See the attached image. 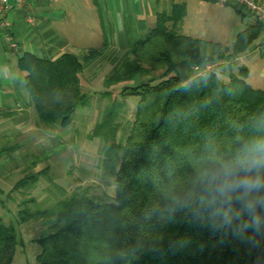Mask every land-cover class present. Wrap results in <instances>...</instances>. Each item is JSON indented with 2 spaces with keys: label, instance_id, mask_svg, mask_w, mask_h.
Wrapping results in <instances>:
<instances>
[{
  "label": "trees",
  "instance_id": "1",
  "mask_svg": "<svg viewBox=\"0 0 264 264\" xmlns=\"http://www.w3.org/2000/svg\"><path fill=\"white\" fill-rule=\"evenodd\" d=\"M185 14L180 3L169 14L158 13L155 25L113 59L104 78L107 89L122 83L120 99L111 98L92 133L104 142L114 198L75 192L45 208L19 210L22 222L55 221V228L38 239L36 264H264V227L260 233L238 230L235 222L225 225L195 202L196 172L208 157L264 140V88L246 81L244 66L227 80L208 69L181 82L176 71L181 64L234 59L264 31V24H247L226 46L177 32ZM105 50L90 48L79 56L65 52L53 60L19 54L17 65L39 124L72 122L76 108L90 97L80 83L83 64L105 57ZM158 67L162 72L155 82L127 84ZM105 95L111 97V91ZM130 96L138 97L136 108L126 120L123 139L116 142ZM43 172L24 176L15 188ZM16 244L13 227L0 218V264H11Z\"/></svg>",
  "mask_w": 264,
  "mask_h": 264
},
{
  "label": "rangeland",
  "instance_id": "2",
  "mask_svg": "<svg viewBox=\"0 0 264 264\" xmlns=\"http://www.w3.org/2000/svg\"><path fill=\"white\" fill-rule=\"evenodd\" d=\"M74 1L82 8L83 0ZM141 1L143 4H139L138 8L135 5L134 9L127 3L120 4V22L124 23V32L130 31L128 35L134 31V28L141 29L136 18L137 13L143 12L146 8L158 12L168 10L164 1L139 0V3ZM174 2L184 4L186 8V15L175 28L177 32L226 46L231 45L245 24L250 22V14L244 15L245 11L240 12L233 5L221 4L217 0H174ZM78 18H84V22L87 21L90 25L76 28L77 32L84 34V38L82 37L84 46L93 47L96 44L95 32L100 34L102 32L107 39L110 31L116 36L117 31L112 27L111 29L106 27L105 23L100 32L89 16L84 17L83 14H79ZM150 22L155 23V17L149 16V24ZM118 30L121 31L120 27ZM84 50L75 49V52L81 55ZM125 51L126 46L105 50V58L99 60L96 58L85 65L84 70L80 72V80L82 88L90 94V97L86 105L76 108L72 122L67 126L41 125L32 115L30 106H23L26 115L23 118L24 126L20 132H14L10 129L11 121L8 114L0 113V218L5 224L13 227L17 239L11 264H36V256L41 250L38 239L56 226L53 218L22 222L19 220L20 209L45 208L75 192H86L95 199L106 201L114 198L115 178L104 164L105 155L101 150L104 142L92 133L105 115L111 98L120 99L119 91L122 83L107 89L104 78L114 64L113 59L121 58ZM239 57L240 61H235L231 66L224 64L209 69L217 71L220 79L227 80L229 73L236 74L239 65L243 63L248 70L246 81L252 87L264 88V31H260L257 38ZM102 62L103 65H100ZM217 62L219 61L199 65V70L194 73H202L206 66ZM160 72L162 67L128 81L127 84L134 85L138 81L146 80L147 76L158 77ZM107 90L111 91V97L105 95ZM137 101L138 97L135 96L126 99L124 117L119 118L121 126L116 135V142L123 139L126 133V120L132 119ZM40 170L44 172L40 173L36 180H31L25 187L15 188L24 176Z\"/></svg>",
  "mask_w": 264,
  "mask_h": 264
},
{
  "label": "crops",
  "instance_id": "3",
  "mask_svg": "<svg viewBox=\"0 0 264 264\" xmlns=\"http://www.w3.org/2000/svg\"><path fill=\"white\" fill-rule=\"evenodd\" d=\"M159 1H164L165 5H167L168 10H166V13L168 14L172 12L173 4L177 3L174 0ZM122 2L130 5L132 9L135 8V5L138 8L139 4H143L142 1L139 3V0H99L98 2L95 0H83L81 8L73 0H24L22 6H12L7 13V19L10 23L9 31L17 45L16 48H11L5 41L4 33L7 32V29L0 24V113H7L10 117V129L14 132H20L22 130L24 126L23 118L26 116L24 115L25 109L23 106H30L32 115L37 121L36 113H34L35 110L25 88L24 73L17 65L19 54L27 51L38 57L53 60L65 52L79 56L80 54L76 53L75 49H85L84 52H86L90 48L112 50L117 47L118 49L125 48L126 46L127 50L132 43L140 39L141 35L144 36L155 25L157 15L160 12L150 11L146 8V13H144L145 10L137 13L136 18L141 29L136 30L134 28V31H132L133 34L130 33L128 35L130 31L124 32V23L120 22V4L124 5ZM79 14H83L84 17L89 16L96 23L100 32L103 30V23L110 29L111 27L114 28V31H117L116 36L112 34L113 31H110L107 39L102 32L101 34L95 32L97 34L96 44L93 47L84 46L85 42L82 39V37L84 38V34L77 32L76 28L81 25L87 27L90 25L88 24L89 22H84V18H78ZM28 16H31L32 22L27 21ZM149 16L155 17V23L150 22L149 24ZM252 22H254V19L250 16V22L246 23L245 26ZM146 25L148 26L146 27ZM118 27H120L121 31L118 30ZM239 56L234 59L228 57L223 61L206 66L205 70L217 65L228 64L229 66L230 61L233 63L240 61ZM101 57L97 59L105 58L103 56ZM103 63L100 65H103ZM86 64L88 63L85 62L83 64V70ZM195 66L181 64L177 67V75L181 82H185L197 75L194 71H198L200 66H197L198 70H195ZM240 66H244L247 69L243 63ZM80 76L79 73V78ZM157 79V76H147L146 80L138 82H155Z\"/></svg>",
  "mask_w": 264,
  "mask_h": 264
},
{
  "label": "clouds",
  "instance_id": "4",
  "mask_svg": "<svg viewBox=\"0 0 264 264\" xmlns=\"http://www.w3.org/2000/svg\"><path fill=\"white\" fill-rule=\"evenodd\" d=\"M195 202L211 209L225 225L260 233L264 227V140L235 152L208 157L196 172Z\"/></svg>",
  "mask_w": 264,
  "mask_h": 264
},
{
  "label": "built area",
  "instance_id": "5",
  "mask_svg": "<svg viewBox=\"0 0 264 264\" xmlns=\"http://www.w3.org/2000/svg\"><path fill=\"white\" fill-rule=\"evenodd\" d=\"M55 1V0H52ZM221 4H231L238 9L249 13L254 21H258L264 24V4L260 3L258 0H217ZM24 0H0V24L2 27L7 29L4 33V39L11 48H16V42L13 39L11 32L9 31V21L7 19V13L12 8V6H22ZM27 21L32 22L31 16L27 17ZM195 70L198 67L195 66Z\"/></svg>",
  "mask_w": 264,
  "mask_h": 264
}]
</instances>
